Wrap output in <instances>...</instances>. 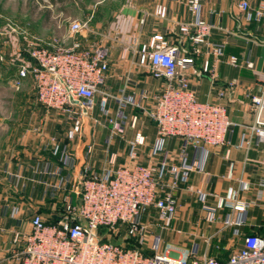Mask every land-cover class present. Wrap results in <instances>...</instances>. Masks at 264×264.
I'll return each mask as SVG.
<instances>
[{
	"label": "crops",
	"instance_id": "obj_1",
	"mask_svg": "<svg viewBox=\"0 0 264 264\" xmlns=\"http://www.w3.org/2000/svg\"><path fill=\"white\" fill-rule=\"evenodd\" d=\"M238 1L201 0L199 15L214 26L208 36L209 44L201 46V52L192 55L193 62L183 70L200 101L226 105L232 122L228 141L199 150L188 148L185 163L196 167L188 171L176 191V211L166 228L151 227L152 233L160 232L163 243L172 244L175 254L187 251L189 260L205 255L224 261L242 246L245 235L264 238V186H260L264 181L263 144L248 130L254 119L250 96L264 87V16L260 22L248 20L238 8ZM247 1L255 8L263 0ZM158 3L166 6L163 19L154 14ZM105 9L110 14L101 20L93 16V23L95 27L104 26L106 31H95L99 36L91 32L90 38L83 32L81 39L108 47L109 69L101 89L116 96H130L141 101L144 108L152 107L164 81L153 78L146 66L138 64L137 45L160 33L177 45L180 55H191V43L180 26L192 21L194 15L186 0L108 1ZM132 36L137 37L136 42ZM218 45L223 51L220 56L211 50ZM232 55L237 58L234 65L228 60ZM205 60L209 63L207 72L203 70ZM141 92H146L147 97L140 98ZM101 104V96L96 95L95 106ZM106 107L113 112L117 107L115 99L109 98ZM88 123L89 120L85 127ZM102 126L106 128L99 127L104 130L102 133L99 129L96 134L88 130L73 141L65 135L60 141L56 139L60 149L67 146L72 157L69 164L61 163V150L55 152L45 143L39 145L35 135L22 139L19 149L0 154V261L12 253V230H29L34 212L51 215L60 205L62 187H77L81 168L88 165L99 172L110 166V160L113 166L131 162L128 143L137 131L144 135L145 142L137 147L135 162L158 165L167 155L169 163H181V137L158 141L155 123L140 108L129 104L124 107L117 132H111L109 124ZM56 166L61 168L59 176L50 173ZM54 184L61 188L51 195ZM237 202L246 204L243 211L233 208ZM210 207L214 210L210 211ZM228 218H242L244 222L240 226L228 225ZM149 220L156 222L155 215Z\"/></svg>",
	"mask_w": 264,
	"mask_h": 264
},
{
	"label": "built area",
	"instance_id": "obj_2",
	"mask_svg": "<svg viewBox=\"0 0 264 264\" xmlns=\"http://www.w3.org/2000/svg\"><path fill=\"white\" fill-rule=\"evenodd\" d=\"M186 4L194 18L181 25L180 31L191 43V55H180L177 45L160 33L137 45L138 64L146 66L153 78L164 81L149 108L130 96H116L101 89L109 69L108 47L102 43L87 44L77 38V34L88 30V21L74 19L70 22L68 45L57 37H32L28 41L27 61L17 65L12 85L19 87L25 78L31 77L37 101L70 118V126L65 131L68 141L84 131L95 107V97L100 95L102 112L111 132L120 130L127 104L140 108L155 123L158 141L164 137H181L178 151L181 163H169L167 155L158 165L135 162L137 147L145 142L144 135L137 131L128 143L131 162L113 166L110 160V166L99 172L88 165L81 168L77 187H62L60 205L50 215V222L34 212L29 219V230H12V253L0 264H264V238L257 234L245 235L242 246L226 260L219 261L205 255L189 260L187 251L175 254L171 243H163L160 232H151L154 225L159 230L168 226L176 211V191L186 180L188 171L196 167L185 163L188 148L199 150L224 145L232 125L226 105L200 101L183 74L193 62L192 55L209 44L208 36L214 26L200 17L201 0H186ZM237 6L248 20L260 22L264 16V0L255 8L247 0H239ZM154 14L165 18L166 6L156 4ZM132 39L137 41L135 36ZM211 50L216 56L223 52L220 45L212 46ZM228 60L232 65L237 62L233 55ZM208 68L205 60L203 70L207 72ZM145 97L147 93L141 92L140 98ZM109 98L117 103L113 112L106 107ZM250 101L254 119L248 130L263 144L261 163L264 165V87L261 92L252 94ZM54 145L53 151L61 150V163L69 164L72 157L67 146L60 149L57 141ZM60 170L56 166L50 173L59 176ZM260 186H264V181ZM60 188V184L51 185V195ZM197 193L202 195L200 190ZM232 206L241 212L246 204L237 202ZM152 215L156 222L149 220ZM243 222L242 218L225 220L226 224L235 226ZM118 227L134 240L133 245L105 240L99 232L100 228ZM18 247L19 250L15 249Z\"/></svg>",
	"mask_w": 264,
	"mask_h": 264
},
{
	"label": "rangeland",
	"instance_id": "obj_3",
	"mask_svg": "<svg viewBox=\"0 0 264 264\" xmlns=\"http://www.w3.org/2000/svg\"><path fill=\"white\" fill-rule=\"evenodd\" d=\"M108 1L118 0H0V154L19 149L22 139H31L32 135L40 140L39 145L45 143L52 149L56 139H64L70 118L37 101L31 77L25 78L19 87L12 85V78L17 65L27 61L26 46L32 37H57L68 45L69 24L74 19L88 21L86 38H90L91 32L95 36H99L95 31L104 33L106 28L95 27L93 16L106 18L104 15L110 14L105 12ZM76 36L80 40L84 37ZM102 125H108L106 117L101 105H96L84 131L96 134L99 127L105 128ZM105 235L112 242L131 243L120 227Z\"/></svg>",
	"mask_w": 264,
	"mask_h": 264
},
{
	"label": "trees",
	"instance_id": "obj_4",
	"mask_svg": "<svg viewBox=\"0 0 264 264\" xmlns=\"http://www.w3.org/2000/svg\"><path fill=\"white\" fill-rule=\"evenodd\" d=\"M25 53H26V52H25ZM26 56H27V53H26ZM44 217H45V219H46L47 222H50V221L52 220V217H51L50 215H45ZM121 229H122V228H121ZM122 230H123V229H122ZM99 232L103 235V239H105V240L108 239V238L106 237L105 233H106V232H109V230H107V229H105V228H100V229H99ZM123 232H124V231H123ZM128 239L131 241V243H130V244H125V246L133 245L134 240H133L132 238H129V237H128ZM123 245H124V244H123Z\"/></svg>",
	"mask_w": 264,
	"mask_h": 264
},
{
	"label": "water",
	"instance_id": "obj_5",
	"mask_svg": "<svg viewBox=\"0 0 264 264\" xmlns=\"http://www.w3.org/2000/svg\"><path fill=\"white\" fill-rule=\"evenodd\" d=\"M74 102H76V101H74ZM53 217H56L55 215H53ZM71 225H73V223H71Z\"/></svg>",
	"mask_w": 264,
	"mask_h": 264
}]
</instances>
